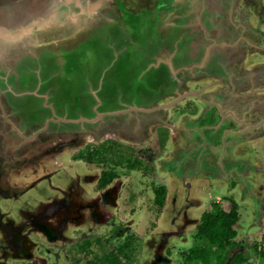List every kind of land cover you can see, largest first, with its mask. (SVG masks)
<instances>
[{"label": "flooded vegetation", "instance_id": "1", "mask_svg": "<svg viewBox=\"0 0 264 264\" xmlns=\"http://www.w3.org/2000/svg\"><path fill=\"white\" fill-rule=\"evenodd\" d=\"M143 1L151 7L148 15L152 16L150 20L158 22V28L162 22H168L178 36L195 34L187 40L185 54L194 60L199 70L215 72L217 78L221 76L220 88L213 90L218 101L203 98L199 101L203 106L214 104L210 111L213 124H229L210 139L203 136V128L188 138L194 143L193 150L207 158L205 163L186 156L183 159L184 148L175 153L179 168H185L182 169L185 179L176 175L175 180L191 187L197 182V176H203L205 182L199 190L203 201L198 202V196L189 202L202 210L195 221L176 228L174 234L181 235V245L176 242L178 245L166 248L158 264H202L203 260H193L190 256L192 251L205 248L211 252L214 264H220L217 245H211L208 238L201 235L199 226L205 213L215 215L219 210L235 216L231 224L234 234L223 239L229 249V259L223 264H229L231 257L238 254L243 259L233 264H261L264 262V131L250 135L243 129L249 132L264 129V0ZM117 7L116 0H0V23L19 25L22 52L53 60L56 53L87 49L103 36L121 17ZM134 12V9L127 11ZM190 23L197 28L192 29ZM28 73V70L22 71L23 76ZM195 89L203 90L204 84H196ZM226 95L245 112L241 118L230 110L224 112L218 104L220 100L225 103ZM200 108L192 99L172 106L169 122L155 128L151 147L128 148L117 140L104 139L81 148L86 150L84 156H78L79 150L72 154L74 160L91 167L90 174L95 181L90 183L93 185L89 195L95 199L96 195L106 194L96 201L90 197L96 208L92 209L90 204L83 208L87 213L84 218L80 216L82 211L62 214L67 216H61L62 227L55 232L60 244L57 247L39 244L42 264H139L143 244L162 220L169 193L168 184L156 178L157 170L152 164L154 154L166 146L171 126L178 120L193 117ZM125 148L130 149V153H125ZM169 164L172 167L173 163ZM179 168L174 170L178 172ZM133 173L142 176L137 186L133 178L129 180ZM117 182L119 187L114 190ZM237 187L242 192L236 190ZM113 208V213L108 211ZM101 209L109 212L105 223L99 216ZM250 217L249 227L242 233L241 226ZM67 219L76 221V227L69 232ZM83 223L87 228L77 226ZM90 224L98 225L99 231L92 233ZM189 226H192L190 230Z\"/></svg>", "mask_w": 264, "mask_h": 264}, {"label": "water", "instance_id": "2", "mask_svg": "<svg viewBox=\"0 0 264 264\" xmlns=\"http://www.w3.org/2000/svg\"><path fill=\"white\" fill-rule=\"evenodd\" d=\"M116 1L121 17H118L116 22L111 25V28L115 31L119 29L126 31L125 25L129 23V19L134 15L127 13L129 9H134L135 12L141 9L140 15H147L146 13L151 8L143 0L132 1L135 5H130L132 2L129 3L128 0ZM123 5L126 7L124 8ZM168 13L171 12L168 11ZM148 17L151 18L152 16L149 15ZM10 24L11 22L0 23V237L9 245L12 256L9 258L8 264H13L19 259L20 261L24 260L26 258L25 253L27 255L31 254L29 259L31 260L39 237L50 240L56 237L55 232H58L62 227L59 221H64L60 218L66 215H60L59 220L55 219L52 222L46 221V217L55 216V212L59 207H64V212L72 211L82 205L81 195L86 194L89 196L91 184L88 185V188L83 189L79 186L75 187L71 192L73 199L65 192L64 181H67L68 177L76 170L67 173L64 179L55 180L61 170V168H52V160L55 161L56 156L66 154L67 148L73 145H81L87 140L102 141L113 135L115 139L124 142L148 140L152 129L156 125L151 123L157 120L164 121L163 117L169 116L170 107L181 103L187 98L198 100L201 98L198 92L190 86L192 84L191 80L197 79V76L192 72L199 69L196 68L197 64L194 60L188 58L185 54V44L189 38L195 36L194 31L190 32L193 33L191 37L189 33L188 36L186 33L184 36H178V32L167 25L168 22L166 24L162 22L160 28H158L159 24L155 21L154 27L158 38L150 41L151 46L138 45V40H134L133 36L126 34L128 41L135 48L136 54L134 52L129 53L128 46L124 42L114 41L110 43L109 40H106L107 49L110 47L114 51V60L106 63L104 67L106 69L103 68V72L97 78L96 85L93 86L89 75H86L87 87H82L80 92H75L73 94L75 96L62 97L61 93L58 92L61 87L55 81V78L63 71L61 65L56 67L51 64L49 65L50 69H46L45 63L42 64L40 61V64L35 65L37 68L32 67V63L28 61V58L39 61L38 56L22 52L19 25L11 26ZM135 31V34H138L136 29H134ZM200 35L202 36V34ZM145 36L148 38L149 33ZM139 38L141 39V37ZM99 44L100 39H96L91 43V46L94 49V46ZM132 55L134 56L133 60L124 64V67L120 70L121 75L120 72L115 71L116 74L110 75V79L106 78V70L110 69L119 60V56L128 58ZM69 57L71 60L74 58V56ZM66 62L68 61L66 60ZM133 62H136L135 66L132 65ZM21 64H23L22 67ZM193 67H195V71H192ZM26 68H32L33 73L35 72L38 85L34 80H25L22 71ZM43 68L46 70H43ZM135 71H137V74L134 80L131 83L126 82V84H123L120 76L127 79L126 76L129 77ZM149 75L151 78H149ZM47 80H50L48 84H46ZM43 83L44 87H42ZM104 84L107 85V89L106 92H103V97H100L98 93L103 90ZM134 84L138 85V93L131 90ZM76 86V91H78L79 85ZM70 89L71 92L75 91L74 83L71 84ZM86 95H90L92 98L94 96L93 101L87 100ZM141 95L145 97H142L143 100ZM107 104H110V108H106ZM213 105L207 103L202 107L203 109L199 115L183 118L179 120L176 126H171V131L175 130L176 132L172 141L175 137H178L177 142L174 143V147L168 148L167 156L160 160L163 163V165H160L163 172L171 175V178L176 179V175L185 178L182 173V169L185 168L182 166L179 168L180 164L176 161L177 156L175 153L181 148H184L182 152L185 154L193 152L191 149L194 143L189 142L188 139L193 135L192 133H196L197 130L200 131L203 128V136L207 139V135L209 137L213 134L218 135L221 132L220 130L228 127L229 124L207 125L199 123L201 118L213 110ZM156 115H161L162 118L158 119L155 117ZM137 131L139 132L136 133ZM88 137H91V140ZM170 162L173 163L172 167L169 164ZM176 168L180 170L176 172L174 170ZM29 175L31 177L36 175L33 180L34 184L26 189V194L24 193L23 196H15L11 185L27 181ZM42 183L54 189L55 193L60 191L63 194L62 202L60 204L49 202L46 211L34 217V221H36L40 230H36L34 225H31V228L28 227L24 235L21 236L19 232L22 231L23 227L27 228L28 225L25 226L24 224L28 223H23V219L18 216L22 221V226L17 227L15 221L11 220L9 212L11 209L13 210L12 205L21 202L22 198L29 197V194H33L34 198L38 197L35 189L36 186ZM181 185L187 189V192L191 188L180 181V187ZM18 189L22 190L23 187L15 190L19 191ZM105 194L96 195L95 199L91 197L93 198L92 201L103 198ZM187 199L185 201H188ZM67 220L69 222V219ZM168 221H170L169 227H166ZM167 222L166 226L162 228L170 229L162 230L160 228L161 238L158 240L160 243L162 240H165L164 242L172 241V236H174L173 238L176 237L174 234L176 228L182 226L175 222L172 224L170 218ZM70 224L74 227L76 224L75 219L69 222L68 225ZM157 252L158 250L154 252L155 256L158 255L160 259L163 258V254H160V252L157 254ZM4 258L5 254L1 253L0 264H6Z\"/></svg>", "mask_w": 264, "mask_h": 264}, {"label": "rangeland", "instance_id": "3", "mask_svg": "<svg viewBox=\"0 0 264 264\" xmlns=\"http://www.w3.org/2000/svg\"><path fill=\"white\" fill-rule=\"evenodd\" d=\"M258 1V0H256ZM262 2V1H260ZM123 7L125 8L126 6L123 5ZM140 11H142L141 9H139L138 11H136L134 13V15L129 19V23L125 26V32L124 30H113L112 28L108 29V31L101 36V38H97L100 39V44L99 45H95L94 49L91 45L88 46L87 49H79V50H72L70 52H62V53H56L53 55V60L48 59L46 57H41L38 56L39 61H36L33 58H28V61L30 63H32V67H35V65L40 64L39 62L41 61V63H45V67L46 69H50L49 65H54L56 67H59V65H61V69L63 71H61V74L55 78V81L57 83V85H59L61 87V89H58V92L61 93L62 97H71V95L75 94V92H80V89L82 87H87L86 85V81L88 83V80H86V75H89L90 81L93 84V86L96 85V81L98 76L100 75V73L103 72V68L106 66V63L114 60L113 57V53L114 51H112V49L109 47L107 49V44H106V40H109L110 43H113L114 41L118 42L121 41L122 43L124 42L125 44H127L128 46V52L132 53L134 52L136 54V50L134 47H132L131 42L128 41L126 34H130L131 36H133V39L138 40V45H142V46H151L152 44L150 43V41L155 38H158L157 32L155 31V24L153 20H150L151 18H149L148 13H146L147 15H140ZM191 24V23H190ZM189 25V24H188ZM197 28L196 24L192 25V29ZM134 29L137 30L138 34H135L136 31L134 32ZM149 33L148 38H146V34ZM203 33V32H202ZM124 34V36H123ZM133 34V35H132ZM136 35H138L136 37ZM124 38H123V37ZM201 36V35H200ZM122 37V38H121ZM141 37V39L139 38ZM202 37V36H201ZM121 39V40H120ZM149 39V40H148ZM96 40V39H95ZM93 43V42H92ZM74 56V58L71 60L69 56ZM131 55V54H130ZM59 58H61V60H59ZM66 58V59H65ZM87 58V59H86ZM134 58V56L132 55L131 57L128 56V58L126 57H122L119 56V62L116 61L113 66H111L110 69H107L105 72V76L106 78L110 79V75H115L116 72L118 71L120 72V70L124 67V64H127L128 62L132 61ZM83 59H86V63L83 62ZM66 60L68 62H66ZM61 63V64H59ZM136 62H133L132 65H136ZM111 64V63H110ZM23 66V64H21V67ZM45 68H43V70H46ZM106 68H104L105 70ZM25 70H28L29 73L27 76H23L25 78V80L27 81H32L34 80L35 83H37L38 85V81H36L37 79V75L35 74V72L33 73L32 68H26ZM198 70V69H197ZM194 75L197 76V79H195V81L191 82L192 84H190L191 87H193L194 90H196L200 96V98L206 99V100H214L217 98L215 97L216 94L213 91L214 89L220 88L221 86V76H219V78H217L215 75H217L215 72H210L209 70H198L196 72H192ZM137 71H135L134 73H131L130 76H126V80L123 79L122 76H120V80L123 82V84H126V82L131 83V81L134 80V77L136 76ZM121 75V72H120ZM149 78H151V76L149 75ZM201 81V82H200ZM50 82V80L46 81V84H48ZM32 83V82H30ZM34 83V84H35ZM74 83V90L71 92V84ZM201 83L204 84V89L203 90H198L195 89V85ZM51 84V83H50ZM79 85V90L76 91V85ZM134 84L133 87L131 88L132 92H137L139 89L138 85ZM66 86V87H65ZM42 87H44V83L42 85ZM64 89H63V88ZM107 89V85L104 84L103 90L100 91L98 93V95L100 97H103V92H106L105 90ZM136 89V90H135ZM66 90V91H63ZM134 90V91H133ZM210 90V93H206L207 91ZM139 92V91H138ZM137 92V93H138ZM59 93V94H60ZM205 93L207 94V96H205ZM204 94V95H203ZM75 96V95H73ZM72 96V97H73ZM223 96V95H222ZM91 97L90 95H86L85 98L89 101H93V98H89ZM144 96L141 95V99L143 100ZM145 98V97H144ZM224 98L226 99L225 103H223L222 100L219 101V105L221 106V108L223 109V111H232L233 113L236 114L237 118H241L242 114L244 115V113H242L239 109L240 106L239 104H236L234 99L229 97L228 95L224 96ZM187 99H192L194 101H196L199 105H200V109L202 110L204 107V103L200 102L198 99L196 98H187ZM186 100V99H185ZM218 101V100H217ZM183 102V101H182ZM181 102V103H182ZM179 104V103H177ZM176 104V105H177ZM110 104L106 105V108H110L109 106ZM171 109V107H170ZM201 110L194 116H197L201 113ZM170 113V110H169ZM211 113L208 112L207 115L203 118H201L200 122L201 124H213V120L210 117ZM156 118H162L161 115H156ZM191 117V116H189ZM165 119V120H164ZM164 121H155L151 124H156L154 126V128L152 129L151 132V136L148 138V140H144V141H140V142H134V141H130V142H124L121 140H117L115 139L114 135L108 139H114L119 141L123 146H126L128 148H145L148 146H152L153 145V141H152V136H153V132L155 130L156 127L161 126V124H166L169 122V116L168 117H163ZM179 122V120H178ZM178 122L174 125L176 126L178 124ZM158 124V125H157ZM192 125V124H191ZM264 128V127H263ZM264 131V129H253V131L251 130L249 132V129H243V131L248 132L250 135H252L255 132L260 133L261 131ZM198 131V130H197ZM139 131H137L136 133H138ZM247 133V135H248ZM176 135L175 130L171 131L170 136L168 137V141L165 143L166 146H164V148H162L161 151L158 152L157 150V154H154V158L152 160V164L155 167V170H157L156 172V178L158 180L161 179L162 182H165L166 184H168L169 187V193L167 196V203L164 207L163 213H162V220L158 222L157 224V229H155V231H153L152 233H150L148 235V238L146 239L145 243L143 244V248H142V257H141V261L139 264H158L160 257L155 256L154 252L156 250L160 251V254H164L165 253V249L170 247L171 244H175L176 246V242H178L179 245H181V243L179 242L180 240V236H176L175 238H173L174 236H172V241H168L165 242L164 244H161L160 241L158 242V240L161 238V229L162 227H165L166 224L168 223L169 227V223L170 221L167 222V220H169V218H174L175 223L177 224H181V225H189L190 222L195 221L199 214L201 213L202 207L197 208L196 206H192L189 205V202H192L194 199L198 196H200L199 194V190H200V186H202V181L203 180V176L199 177L197 176L196 179H200L199 181L197 180V182L193 183L191 185L190 190L187 192V189L184 188L183 185H181L180 187V180H175L173 178H171V175H168L167 173L163 172V169L161 168L160 165H163L162 161H160L164 156L166 157V152L168 151V148H172L174 147V143L177 142V138L175 137V139L172 141V139L174 138L173 136ZM194 135V134H193ZM89 140H91V137H88ZM207 139H210L209 135H207ZM101 141H86L85 143L79 145H73L71 147L67 148V153L66 154H60L58 156H56L55 161L52 160V168H61L60 172L58 173L57 177L55 178V180L59 181L58 179H64L67 176V173H70L72 170H76L73 172V174H71L70 177H68L67 181H64V186H65V192L70 196L71 199H73V195H71V192L74 190L75 187L79 188H88V185L90 183H93L95 181V179L93 178L94 175L90 174L91 167L89 165L86 166L85 163L81 162V161H77L74 160V158H72V154H74L75 152H77L78 150H80L81 148H83L87 143H91V144H95ZM154 147L156 148L155 144ZM153 147V149H154ZM194 148V147H193ZM193 148L191 149V151L193 150ZM198 151V150H197ZM196 150H193V154L187 153L186 155L180 156L183 159L184 158H188L191 160L192 159H199L200 162L205 163L207 158H204L200 153L197 154ZM125 153H130V149L125 148L124 150ZM173 156V155H172ZM186 156V157H185ZM197 159V160H198ZM171 166V165H170ZM173 166V165H172ZM30 176V175H29ZM34 176V175H33ZM29 177L28 179H26L27 181L25 182H21V183H14L15 185H11V187L14 189V195L15 196H23L24 193L26 194V189H28L29 187L32 186V184H34V179L36 178V175L34 177ZM59 176V177H58ZM152 176L154 177L155 174L154 172L152 173ZM169 176V177H168ZM142 176L139 173H133L131 177H129V180H131L133 178V182L136 184V186L138 185V183H141L140 178ZM185 179V178H184ZM189 178H187L188 180ZM172 181V182H171ZM184 181V180H183ZM137 182V183H136ZM199 182V183H198ZM92 185L91 184V188L90 190H92ZM116 185L114 187V190L117 189V187H119V182H117ZM22 190L18 189L19 191L15 190L17 188H22ZM36 193L38 194L36 198H34L33 194H29V197L25 198V199H21V202H16L13 206V210L11 209V211L9 212V215L11 216V220L15 221V225L18 226H22V221L19 219V217L21 219H23V223H28V224H24L27 228L23 227L22 231L19 232V234L22 236L24 235V232L26 231V229H28V227L31 228V225H34L36 230H40L39 226L37 225L36 221H34V217H37L36 215L41 214L42 212L46 211L45 209H47V204H49V202H56V203H61L62 202V198H63V194L60 193V191H58L57 193H55L54 189L49 188L48 185L42 183L38 186H36ZM239 192L240 191V187H237V189ZM198 193V194H197ZM82 199H83V204L82 206L74 209L72 212L76 211H82V213L80 214V216H82L83 218L86 216V211L83 209L85 207L88 206V204H90L92 206V209L95 207L94 202H91V196L83 194L81 195ZM188 198V202L185 201V199ZM203 197L200 196V198L198 199V202H201L200 200H202ZM240 200V199H238ZM203 201V200H202ZM242 201V200H240ZM239 201V202H240ZM92 203V204H91ZM227 207V206H226ZM96 208V207H95ZM64 207L62 208H57L56 212H55V216H48L46 217L47 219H45L46 221H54L55 219L59 220V216L62 215L64 213ZM99 209V208H97ZM107 211L106 209L100 211L99 216L102 217V220H104L105 223V219H107V217L109 216V212H105ZM110 212H114V208L108 210ZM88 212V211H87ZM103 212V213H102ZM94 213V211H93ZM19 216V217H18ZM67 216V215H66ZM19 219V220H18ZM70 219V218H69ZM194 219V220H193ZM251 221V217L249 218V220H245V222L243 223V225L241 226L240 231L243 233L245 231H247L249 224ZM167 222V223H166ZM171 223L173 224V221H171ZM79 227L82 228H87L86 224L83 223L81 225H77ZM93 227V230L91 231L92 233L95 231H99V228L97 227L98 225H89L88 227ZM72 225H68V232L72 230ZM74 227H76L74 225ZM160 227V228H159ZM192 226H190L188 229L190 230ZM98 228V229H97ZM168 230L170 228H162V230ZM91 229H89L90 231ZM264 231V228L262 229ZM43 235L44 233L41 232ZM183 234V232H182ZM28 236V235H27ZM182 236H186V235H182ZM47 237V236H45ZM20 238V237H19ZM3 239L2 237H0V254L4 253L5 254V263L8 264L9 263V258L12 256L10 254L9 251V245L6 241L1 240ZM149 240H153L151 243ZM46 244V245H52L54 247H57L60 244V238L58 237H54L52 238V240L50 239H44L43 237H39V239L37 240V247L36 249L33 251L32 253V258L30 259V255L31 254H26L25 256L26 258L22 261H20V259L17 262H14L13 264H42V257L40 256V254L38 253V249H39V244L42 243ZM149 242V243H148ZM177 244V245H178ZM35 245V244H34ZM183 245V244H182ZM163 256V255H162ZM29 261H27V260ZM254 262V261H253ZM261 264H264V262H261Z\"/></svg>", "mask_w": 264, "mask_h": 264}, {"label": "trees", "instance_id": "4", "mask_svg": "<svg viewBox=\"0 0 264 264\" xmlns=\"http://www.w3.org/2000/svg\"><path fill=\"white\" fill-rule=\"evenodd\" d=\"M85 152L86 150L84 149L79 150L78 156H84ZM95 152L100 151L96 150ZM88 155L91 156L92 154L88 153ZM234 219V215L225 214L223 211L219 210V212L215 215L205 213L202 216V221L199 225L201 235L207 237L211 245H217V261L220 264H223L225 259H229V249L224 245L223 239H228V237L230 238L234 234V231L231 228V224L234 222ZM190 258L193 260H203L202 264H214V260L208 248H205L202 251H192ZM242 259L243 258L240 254L236 256L234 255L231 257L229 264L241 262Z\"/></svg>", "mask_w": 264, "mask_h": 264}]
</instances>
